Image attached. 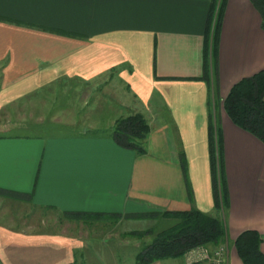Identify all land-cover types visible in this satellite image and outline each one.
<instances>
[{
	"label": "crops",
	"instance_id": "0c3cea01",
	"mask_svg": "<svg viewBox=\"0 0 264 264\" xmlns=\"http://www.w3.org/2000/svg\"><path fill=\"white\" fill-rule=\"evenodd\" d=\"M210 5L0 0V108L63 80L104 93L115 90L112 77L123 86L117 115L103 127L87 115L101 107L100 94L87 104L83 118L98 133L0 135V196L23 200L28 214L17 223L0 213V264H120L108 244L123 224L148 226L166 220L164 212L192 209L222 216L212 189L213 127L228 192L229 264H242L234 242L245 231L262 236L264 255V145L223 108L234 84L264 70L261 16L250 0H225L216 57L205 72ZM133 114L150 127L142 155L111 137L116 120ZM60 217L65 229L54 226Z\"/></svg>",
	"mask_w": 264,
	"mask_h": 264
},
{
	"label": "trees",
	"instance_id": "16d2710c",
	"mask_svg": "<svg viewBox=\"0 0 264 264\" xmlns=\"http://www.w3.org/2000/svg\"><path fill=\"white\" fill-rule=\"evenodd\" d=\"M261 16L264 30V0H250ZM225 8V0H211L203 57L214 62L216 41L219 34ZM204 78L208 80V76ZM223 108L231 122L256 137L264 145V70L251 77L243 78L233 85L223 101ZM215 128L209 131V158L212 176V189L215 210L222 216H211L192 209L182 212H164L161 216L175 223L156 233L150 244L135 256L136 264H153L165 259L180 258L189 250L199 247H215L226 241V222L224 213L227 207L228 192L225 182L223 155ZM150 127L141 114H133L116 120L111 137L114 142L138 155L145 154V141ZM185 180L186 162L179 152ZM262 236L256 231L243 232L234 242L236 253L242 264H264V255L260 251Z\"/></svg>",
	"mask_w": 264,
	"mask_h": 264
},
{
	"label": "rangeland",
	"instance_id": "374dc122",
	"mask_svg": "<svg viewBox=\"0 0 264 264\" xmlns=\"http://www.w3.org/2000/svg\"><path fill=\"white\" fill-rule=\"evenodd\" d=\"M112 81L110 90L104 93L101 89L92 84L86 85L73 80H63L54 88L45 89L23 97L5 107L0 108V135L7 136H33L43 134L74 135L80 133L96 132L101 129H91V122L87 116V104L96 100L99 95L101 107L95 112H90L91 119H97V127H103L105 120L114 118L117 115V103L119 102V91H123L122 84L115 78ZM110 78V79H112ZM88 86L89 88H86ZM101 92V93H100ZM86 110H85V109ZM24 201L19 198H7L0 196V213L6 217H13L17 223L22 222L23 217L28 216L24 211ZM59 229H65V218L55 219ZM149 222V220H147ZM175 223L172 219L150 221L140 220L136 223L121 225L112 236L109 249L116 253L120 264H135L134 257L153 240L154 235ZM107 228V227H106ZM133 230V232H129ZM126 231V232H125ZM101 233L104 234V231ZM107 245V244H106ZM182 258L168 259L163 264H183Z\"/></svg>",
	"mask_w": 264,
	"mask_h": 264
},
{
	"label": "built area",
	"instance_id": "2783aa9c",
	"mask_svg": "<svg viewBox=\"0 0 264 264\" xmlns=\"http://www.w3.org/2000/svg\"><path fill=\"white\" fill-rule=\"evenodd\" d=\"M186 264L207 262L208 264H229V246L223 242L215 247L199 246L183 256Z\"/></svg>",
	"mask_w": 264,
	"mask_h": 264
}]
</instances>
